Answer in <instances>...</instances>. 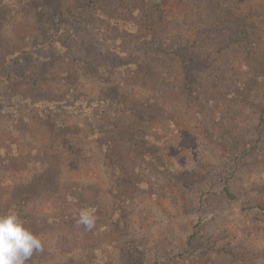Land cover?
Here are the masks:
<instances>
[{"label":"rangeland","instance_id":"rangeland-1","mask_svg":"<svg viewBox=\"0 0 264 264\" xmlns=\"http://www.w3.org/2000/svg\"><path fill=\"white\" fill-rule=\"evenodd\" d=\"M8 1L13 5L0 24V143L9 151L6 157L0 153V204L10 210L12 196L27 198L13 211L27 216V228L43 247L26 264H264V158L233 155L232 136H253L258 116L249 107L225 111L215 123L204 113L199 124L188 127L195 128L188 139L181 136L186 128L180 121L168 125L172 137L159 151L165 170L152 169L122 145L127 169L137 170L147 184L125 195L116 193L103 154L87 137V118L61 113L70 132L60 149L58 186L26 197V187L46 171L44 155L59 152L41 124L42 106L36 101L60 97L70 102L75 94L82 95L84 104L117 94L146 98L149 92L123 84L103 62L113 48L136 47L141 40L138 30L121 33L113 20L147 25L163 16L161 39L170 44L182 34L179 19L186 1L166 0L154 12L141 1L96 0L89 11L77 8L75 13L86 14L81 22L62 20L53 31L42 25L44 19L53 24L46 3ZM51 39L63 43L65 57L48 63L54 55ZM22 45L24 50L18 49ZM16 50L19 57H6ZM32 64L42 65L33 76L26 74ZM237 116L253 120L242 123ZM91 118L99 128L133 121L102 105ZM71 185L78 187L80 207L92 209L90 230L81 225L78 232L69 225L77 208L72 211L58 193Z\"/></svg>","mask_w":264,"mask_h":264},{"label":"trees","instance_id":"trees-1","mask_svg":"<svg viewBox=\"0 0 264 264\" xmlns=\"http://www.w3.org/2000/svg\"><path fill=\"white\" fill-rule=\"evenodd\" d=\"M41 1L50 9L53 21L49 25L47 19H44L42 25L48 31H53L62 20L65 24L71 21L81 22L86 14L75 13L77 8L89 11L88 8L96 0H75L72 3L68 0ZM120 1L145 2L154 12H158L163 9L166 0ZM181 1L187 3L186 11L179 19L183 31L170 44L161 39L166 22L163 16H158L147 25L129 20L124 22V19L113 20V27L121 33L132 34L138 30L141 40L136 47L125 46L119 50L113 48L104 55L103 62L112 75H119L123 84L140 86L149 92L146 98L137 99L117 94L112 99L104 98L84 104L82 95L75 94L70 102L60 97L36 101L42 106L38 108L41 124L49 133L55 150L59 152L56 155H44L42 164L46 165V171L26 187V197L48 190L49 186H58L60 149L66 147V137L70 132L69 127L60 120L61 113H75L87 118L90 124L87 137L103 154L116 193L120 195H125L126 191L136 187L147 186L138 178L137 170L127 169L122 145H128L130 151L152 169L165 170L167 165L159 151L173 134L167 130V126L180 121L186 128L185 131L182 130L181 136L192 138L195 128L188 127L193 122L199 124L197 119L202 121L204 113H208L209 121L215 123L221 121L225 111L236 109L239 112L241 108L247 107L252 109V113L258 116L257 123L252 127L253 136H232L233 155L241 158L249 155L255 159L264 158V0H179ZM12 5L11 1H0V24ZM50 42L55 44V47L48 44L54 55L47 57V62H56L65 57L62 54L65 50L63 43L54 39ZM18 49L24 50V45ZM17 50L11 51L6 57H19L21 52ZM52 50L49 51L50 54ZM39 66L42 65L32 64V69H26V74L33 76L31 72L37 71ZM35 82L34 79L31 84L35 85ZM101 105L127 115L133 120L132 124L97 127L91 116L95 108ZM252 120V116L243 121L238 117V121L242 123ZM0 153L4 157L9 153L4 143H0ZM77 191L78 187L71 185L60 189L58 197L72 211L77 208V215L72 216L69 225L79 232L81 224L77 221L80 211L92 209L88 206L82 208L84 204ZM23 200L27 201V198L12 196L7 201L12 202L10 210L0 204V214L13 211L16 207L21 208L25 205L22 204ZM19 217L26 227L29 226L27 216ZM88 234L89 231L84 234V238H89L86 242L90 241Z\"/></svg>","mask_w":264,"mask_h":264},{"label":"clouds","instance_id":"clouds-1","mask_svg":"<svg viewBox=\"0 0 264 264\" xmlns=\"http://www.w3.org/2000/svg\"><path fill=\"white\" fill-rule=\"evenodd\" d=\"M77 222L90 230L95 217L90 210H81ZM42 247L41 239L14 211L0 214V264H26L34 252L42 251Z\"/></svg>","mask_w":264,"mask_h":264}]
</instances>
